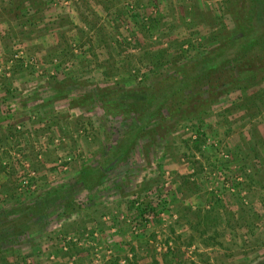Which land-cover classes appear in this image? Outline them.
I'll use <instances>...</instances> for the list:
<instances>
[{
  "label": "rangeland",
  "instance_id": "374dc122",
  "mask_svg": "<svg viewBox=\"0 0 264 264\" xmlns=\"http://www.w3.org/2000/svg\"><path fill=\"white\" fill-rule=\"evenodd\" d=\"M239 1L0 0V264H264V70L126 139L128 104L234 34Z\"/></svg>",
  "mask_w": 264,
  "mask_h": 264
},
{
  "label": "trees",
  "instance_id": "16d2710c",
  "mask_svg": "<svg viewBox=\"0 0 264 264\" xmlns=\"http://www.w3.org/2000/svg\"><path fill=\"white\" fill-rule=\"evenodd\" d=\"M236 12L234 34L226 38V41H222L198 61L183 65L179 78L164 76L144 85L143 99L128 104L130 112L136 114L140 123L131 125L126 139L132 140L139 135L149 117L159 116L161 122L167 123L177 116L190 115L203 102H212L222 91V87L237 82V76L243 72L258 73L264 70V0H240ZM104 108L106 112L112 111ZM126 139L120 143V149L125 147L128 142ZM101 170L85 168L80 172L79 180L83 181L84 187L91 188L94 185L91 176H98ZM59 203L63 205V215L80 208L74 206L72 198ZM146 207L147 205L139 210L140 214ZM6 217L7 215L5 220ZM166 256L165 260L172 259L168 258L171 255Z\"/></svg>",
  "mask_w": 264,
  "mask_h": 264
},
{
  "label": "built area",
  "instance_id": "2783aa9c",
  "mask_svg": "<svg viewBox=\"0 0 264 264\" xmlns=\"http://www.w3.org/2000/svg\"><path fill=\"white\" fill-rule=\"evenodd\" d=\"M71 160V157L70 156H68L67 158H65L64 159V161L63 162H61L62 163V165H58L57 166V168H60V167H62L63 165H65L67 162H69ZM23 165L25 166V167H28V165H27V162H23ZM34 174H35V172L33 171V170H31V171H29V174H27V176L25 177H22V179H21V181H20V185L22 186V187H24V186H30V182H29V178L28 177H32V176H34ZM161 214V213H160ZM143 220L141 221V219H139V223L137 224L138 226L140 225V223L141 222H144V223H148V224H150V223H152L153 222V220L155 219V215L150 211V210H147L144 214H143ZM164 219V218H163ZM138 231H140V230H138ZM138 231H136V232H138ZM158 250H160V248H158ZM166 250V249H165Z\"/></svg>",
  "mask_w": 264,
  "mask_h": 264
},
{
  "label": "crops",
  "instance_id": "0c3cea01",
  "mask_svg": "<svg viewBox=\"0 0 264 264\" xmlns=\"http://www.w3.org/2000/svg\"><path fill=\"white\" fill-rule=\"evenodd\" d=\"M142 264H153V263H150L149 260L146 258L142 261ZM156 264V263H154Z\"/></svg>",
  "mask_w": 264,
  "mask_h": 264
}]
</instances>
